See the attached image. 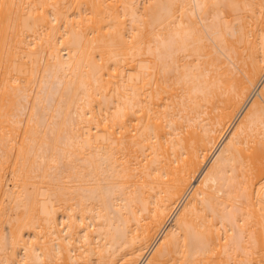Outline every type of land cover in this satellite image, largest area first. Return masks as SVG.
<instances>
[{
  "label": "bare ground",
  "instance_id": "bare-ground-1",
  "mask_svg": "<svg viewBox=\"0 0 264 264\" xmlns=\"http://www.w3.org/2000/svg\"><path fill=\"white\" fill-rule=\"evenodd\" d=\"M0 264H264V0H0Z\"/></svg>",
  "mask_w": 264,
  "mask_h": 264
}]
</instances>
